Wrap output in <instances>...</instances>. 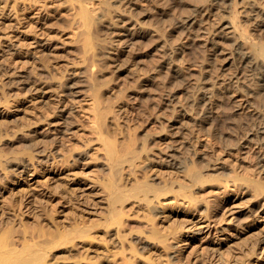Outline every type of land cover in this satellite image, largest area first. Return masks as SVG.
<instances>
[{
  "label": "rangeland",
  "instance_id": "obj_1",
  "mask_svg": "<svg viewBox=\"0 0 264 264\" xmlns=\"http://www.w3.org/2000/svg\"><path fill=\"white\" fill-rule=\"evenodd\" d=\"M81 1L86 11H81L78 0H0V152L5 155L1 161L5 164L17 154L9 151L10 144L21 143L24 130L35 129L30 124L12 133L8 121L10 135H6L1 125L5 118L14 115L25 124L40 113L53 138L40 144L42 156L33 159L25 173L0 168V219L8 216L7 203L12 199L17 217L29 230L44 226L52 214L62 221L80 205L82 192L99 189L88 179H101L107 171L101 143H155L152 149L161 152L174 145L186 159L205 152L212 166L222 171L221 178L229 180L227 186L221 179L193 189L223 203L219 219L210 227L219 232L222 249H235L243 264H264V252L252 255L251 218L256 213L237 220L256 199L244 179L264 183V168L258 163L264 159V91L253 92L255 76L242 64L223 65L222 56L205 43L212 19L223 14L220 6H212L207 21L188 27L184 19L203 0H166L164 16L153 0ZM120 14L138 20L146 32L132 43L122 41ZM222 43L231 46L229 39ZM78 80L88 87L80 88L79 95H66L68 85ZM5 94L10 101L18 98V107L6 110L1 102ZM185 112L194 121L171 129L169 118L179 120ZM235 175L241 179L232 184ZM175 176L183 180L182 173ZM174 188L178 189L175 184ZM94 199L98 205L92 202L88 210L90 217L99 218L101 200L98 195ZM161 202L166 204L159 217L161 231L173 224L187 231L180 240L169 238L172 247L167 252L177 264H185L191 251L200 247L207 222L199 206L186 208L180 192L166 194ZM261 216L258 222L264 223V213ZM112 246L93 240L88 258L113 264ZM68 247L55 252L68 253ZM150 252L154 262L165 263L159 247Z\"/></svg>",
  "mask_w": 264,
  "mask_h": 264
},
{
  "label": "bare ground",
  "instance_id": "obj_2",
  "mask_svg": "<svg viewBox=\"0 0 264 264\" xmlns=\"http://www.w3.org/2000/svg\"><path fill=\"white\" fill-rule=\"evenodd\" d=\"M153 1L158 5L160 15L164 16L163 7L166 0ZM78 3L81 11H86L83 2L78 0ZM215 5L220 6L223 14L212 19L210 28L206 31L205 43L209 49L222 56L223 65L242 64L255 76L253 92L264 91V2L261 0H203L184 19V23L190 27L195 21L201 23L207 21L210 9ZM118 17L122 41L132 43L146 32L141 28L138 20L132 16L120 14ZM223 39L230 40L229 48L222 43ZM77 82L83 83L79 86ZM82 87H88L86 81L73 82L68 85L69 90L66 95H79ZM20 88L23 93L26 91L24 90L26 85ZM1 102L4 103L6 110L14 106L18 107L19 104L18 98L10 101L7 94L3 96ZM261 117L264 121V114ZM8 121L12 124V133L20 131L21 126L35 124L34 130H31V127L24 130L21 143L10 144L13 148L9 151H17L11 160L3 164L1 158L5 155L0 152L2 172L10 168L13 171L21 169L25 173L28 164L42 156L41 151L38 150L40 144L46 145L53 140L49 130L45 128L48 122L40 113L31 116L25 124L13 115L11 119L5 118L1 122L6 135H10ZM186 121H194L187 112L184 118L181 117L179 120L170 117L169 127L179 130ZM12 139H16L15 134L12 135ZM101 144L105 146L107 171L101 179H88L99 189L96 190L94 187L92 194L82 192L80 205L67 213L62 221H57L52 214L44 226L36 231L29 230L23 220L17 217L14 200H9L8 216L0 219V264H57L58 259L74 257L76 259L74 264H97L88 258L90 243L96 239L113 244L111 259L113 264L118 261L122 264H138L140 261L162 264L161 260L157 262L152 260L150 250L155 249L156 246L159 247L160 254L164 255V264H177L174 257L168 256L167 253L172 247L169 238L180 240L181 235L187 231L176 224L161 231L159 217L166 208L161 198L168 193L179 192L187 202L186 208L200 207L202 217L208 226L203 231L200 247L191 251L192 257H188L185 264H243L235 249L231 247L222 249L219 232L213 233L210 230L212 223L219 219L223 203L219 199H209L194 193V188H202L208 183L219 182L222 179L227 186L229 181L221 178L222 171L212 166L205 152L194 153L186 159L182 157L183 153L178 151L179 146L174 145H168V150L161 152L152 149L155 143ZM183 144V146L187 144L192 146V143ZM222 144L226 146V143ZM247 146L244 145L243 148H248ZM84 154V152L79 153V155ZM119 156L124 158L120 160ZM90 159L95 158L90 157ZM123 163L126 164L123 165ZM258 163L264 168V159L261 158ZM178 172L182 173L183 180L176 178L175 174ZM5 178H9V175L6 174ZM238 179L241 178L235 175L231 180L232 184ZM244 180L247 189L256 199L247 210L238 214L237 220L241 216L256 213L251 218L253 221L251 228L254 235L252 255L257 256L258 253L264 252V225H262L264 223L258 222L260 218H263L261 214L264 213V183L253 178ZM87 182L85 180V184ZM174 184L178 189L174 188ZM64 194L72 200L67 190ZM96 195L99 196L102 204L99 218L90 217L88 210L92 202L93 205H98L94 199ZM174 200L175 207H179L180 203L176 196ZM237 220L236 225L240 223ZM214 241L218 245L214 244ZM62 246H69L66 248L69 252L57 255L55 249ZM180 250V247L176 248L178 253ZM62 260L60 262L64 264ZM256 262H260L259 258Z\"/></svg>",
  "mask_w": 264,
  "mask_h": 264
}]
</instances>
